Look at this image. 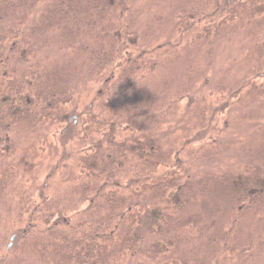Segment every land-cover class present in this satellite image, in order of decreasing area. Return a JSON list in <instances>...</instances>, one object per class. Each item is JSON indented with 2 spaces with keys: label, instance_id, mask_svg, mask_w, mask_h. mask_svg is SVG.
<instances>
[{
  "label": "trees",
  "instance_id": "1",
  "mask_svg": "<svg viewBox=\"0 0 264 264\" xmlns=\"http://www.w3.org/2000/svg\"><path fill=\"white\" fill-rule=\"evenodd\" d=\"M122 1L0 0V159L12 153L11 131L21 123L31 127L47 124L45 128L57 137L62 150L45 179L38 182L37 201L27 206L20 200L11 237L44 264H123L140 253L144 227H150L152 233L172 235L181 225L173 235L177 236L175 243L169 237L165 243L161 239L153 242L148 258L155 264L159 258L162 264H211L212 254L220 253L211 244L223 242V252H232L235 242L229 240V234L236 232L237 236L242 220L264 208V125L257 129L261 159L252 166L253 175L237 163L226 175H216V169L185 175L179 152L173 156L174 150L168 147V125L164 132L157 129L167 123L162 122L164 106L142 88L139 71L144 61L121 54L127 41L136 42L135 33L125 36L117 30L112 34L115 43L106 38L109 10ZM262 6L254 4L246 18L255 13L261 19ZM55 38L60 43L56 55L49 52ZM80 56L88 65L86 76L101 78L102 86L84 111L69 116L67 108L72 110L75 92L71 66L73 58ZM258 64L232 98L248 104L257 121H264V48ZM88 115L92 119L86 121ZM81 130L101 136L90 145L91 154L84 153V148H67V140L80 137ZM66 135L71 136L64 140ZM226 149V143L211 138L204 158L216 159ZM66 159H76L73 181L82 186L71 190V202H66L64 194L51 201L47 192L54 190L53 181L63 175ZM160 168L163 174H157ZM8 177L0 176V201L6 196ZM219 184L227 192L229 205L212 208L206 216L211 221L209 228H192V233L207 241L209 261L188 253L182 259L171 256L184 245L189 223L193 226L194 221L188 213L179 220V213L188 205L206 202L210 186ZM168 215L173 221L161 225ZM170 247L174 248L168 254ZM10 248L0 253V264L9 262Z\"/></svg>",
  "mask_w": 264,
  "mask_h": 264
},
{
  "label": "rangeland",
  "instance_id": "2",
  "mask_svg": "<svg viewBox=\"0 0 264 264\" xmlns=\"http://www.w3.org/2000/svg\"><path fill=\"white\" fill-rule=\"evenodd\" d=\"M259 2L263 3L264 8V0H123L117 8L109 10L105 24L106 38L115 43L112 34L117 30L125 36L135 33L133 38L136 42L127 41L126 46L120 49L121 54L123 52L124 58L141 57L140 60L144 61L139 71L142 88L146 94L156 96V102L164 106L161 109L164 114L162 122L167 123L157 129L158 132H164L168 125V147L174 150L173 156L179 152L180 166L185 175L215 169L218 170L216 175H226L229 167L234 168L236 163L242 164V168H247L244 171L251 175L256 172L252 166L261 159L257 129L264 125V121H257L255 114H251V107L243 101L236 102L232 94L259 67L258 57L264 48V16L261 15V20L254 13L250 19L246 18L250 16L248 10ZM53 42L49 52L56 55L60 43L56 38ZM261 45L263 47L260 50ZM73 61L71 69L75 72V92L70 106L72 110L67 108L69 116L84 111L102 86L101 78L86 76L88 65L84 56L73 58ZM179 96L183 98L179 99ZM170 103L174 105H168ZM84 118L86 121L92 119L89 115ZM55 121L58 126V121ZM46 125H17L11 131L12 153L0 159V176L12 174L11 178L8 177L6 196L0 201V253H5L6 247H11L6 264H44L36 253L27 248L25 251L17 241L11 246L6 245L13 231H16L12 224L21 207L20 200L27 206L37 201L38 182L45 179L47 171L61 154L57 137L45 128ZM104 132L107 131L102 130ZM100 137L81 130V136L75 139L70 137L66 145L73 150L84 148V153L91 154L90 145ZM211 138L226 143L227 149L219 151L216 159H205V149ZM75 161H63V175L53 181L54 190L47 192V198L51 201L64 194L67 195L66 202H71V190L82 186L73 181L76 175ZM248 163L252 165L247 166ZM161 170L164 171L160 168L157 174H163ZM219 185L210 186L206 202H196L177 212L180 214L179 220L187 213L192 215L193 226L189 223L190 231L184 245L176 251L170 247L168 254L173 251L171 256L176 254L179 259L183 258V253L194 254L209 261L211 253L205 243L207 241L192 233V228L199 229L201 225L209 228L211 221L206 216L210 215L212 208L229 205L227 192ZM226 210L223 211L225 216L228 214ZM253 213L242 220L239 228L235 227L238 228L237 236L236 232L229 234V240L235 242L232 252H223V242L211 244L214 251H220L219 256H214L218 253L212 254L211 264H264V208ZM197 215L205 217L201 219ZM171 220L172 216L168 215L161 220V225ZM180 226L173 229L172 235L152 233L150 227H144L140 253L129 260L126 258L123 264H155L147 256L151 245L160 239L165 243L167 237L169 240L172 238L174 244L177 236L173 235L177 234ZM153 262L162 264L160 258Z\"/></svg>",
  "mask_w": 264,
  "mask_h": 264
},
{
  "label": "clouds",
  "instance_id": "3",
  "mask_svg": "<svg viewBox=\"0 0 264 264\" xmlns=\"http://www.w3.org/2000/svg\"><path fill=\"white\" fill-rule=\"evenodd\" d=\"M14 243V237H10L6 246H11Z\"/></svg>",
  "mask_w": 264,
  "mask_h": 264
}]
</instances>
